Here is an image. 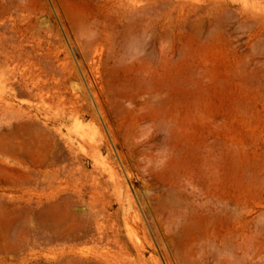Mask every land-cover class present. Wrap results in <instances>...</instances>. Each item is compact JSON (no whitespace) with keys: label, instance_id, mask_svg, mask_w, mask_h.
Listing matches in <instances>:
<instances>
[{"label":"rangeland","instance_id":"1","mask_svg":"<svg viewBox=\"0 0 264 264\" xmlns=\"http://www.w3.org/2000/svg\"><path fill=\"white\" fill-rule=\"evenodd\" d=\"M0 21L24 54L12 81L0 75V145L34 146L32 161L0 150L1 246L26 250L0 261L65 263L56 219L41 220L55 206L103 210L99 223L120 229L119 264H237L240 235L264 224V0H0ZM33 73L84 99L76 117H22L30 98L12 84ZM45 141L47 154L62 148L63 166H41Z\"/></svg>","mask_w":264,"mask_h":264},{"label":"bare ground","instance_id":"2","mask_svg":"<svg viewBox=\"0 0 264 264\" xmlns=\"http://www.w3.org/2000/svg\"><path fill=\"white\" fill-rule=\"evenodd\" d=\"M29 2V1H28ZM27 2V3H28ZM25 3V2H24ZM26 3V5H27ZM55 5V4H54ZM10 7V6H9ZM57 7V6H56ZM59 11V10H58ZM68 12V11H67ZM15 13V12H14ZM13 13V15H15ZM19 13V12H18ZM12 15V16H13ZM66 17H68L67 14H65ZM70 15V14H69ZM73 15V14H71ZM61 16V15H60ZM70 17V16H69ZM76 17V16H75ZM3 19V18H2ZM14 19V17H13ZM74 18L71 17V20L74 22V26L77 27L76 25V20H73ZM1 22V21H0ZM7 22V21H6ZM5 22V23H6ZM10 23V21H9ZM9 23L7 24V26H10ZM1 24V23H0ZM3 24V23H2ZM79 26V25H78ZM3 27V26H2ZM75 29L74 30H78V29ZM80 27V26H79ZM1 28V27H0ZM6 28V27H5ZM2 29V28H1ZM4 29V28H3ZM10 29V28H8ZM82 30V31H81ZM79 30V33L81 31L80 34H84V32L86 31L85 34H87L88 36L90 35H93V33H87L88 31L85 30L83 32V29ZM7 32V31H6ZM13 32V31H12ZM76 33V31H74ZM9 33V32H8ZM79 34V36H81ZM84 34V35H85ZM9 35V34H8ZM76 35L78 36V32L76 33ZM86 36V38H88V36ZM95 35V33H94ZM76 36V38H77ZM89 36V38H90ZM97 36V35H96ZM88 38V39H89ZM7 39V38H6ZM4 38V35L2 33H0V75L2 76L1 78H4L5 82L7 81H12V73L13 71H11L10 69V66L13 65H9L10 62L11 63H16V60L19 58H21L22 55H24L22 53L23 51V48L22 46L16 42L17 40L13 41L11 40H6ZM15 39H17V36H15ZM29 39V38H28ZM80 39V38H79ZM82 39V38H81ZM79 40L81 41V44H82V40H86L88 43L90 44H93L92 43V40H87V39H84V36H83V39L82 40ZM23 40V39H22ZM98 40V39H97ZM8 42L10 44V46L8 45ZM25 42V40H24ZM85 41H83L84 43ZM84 43V46H86V48L88 47L86 45V43ZM93 42H95L93 40ZM79 43V42H78ZM89 44V45H90ZM25 47V46H24ZM31 47V46H30ZM89 47H92V45H90ZM90 49V48H89ZM87 50V49H86ZM44 51L47 53V51L44 49L43 52H42V55L44 53ZM88 52L86 53V56L90 55L91 54V51L89 53V50H87ZM26 52V50H25ZM24 52V53H25ZM28 53V51L26 52ZM40 53V52H39ZM49 53V52H48ZM89 53V54H88ZM88 54V55H87ZM30 55V54H28ZM41 55V54H40ZM45 55V53H44ZM48 56V55H47ZM25 57V56H24ZM89 57V56H88ZM40 58V57H39ZM44 59V58H43ZM42 59V60H43ZM52 59V58H51ZM87 59V57L85 58ZM22 60V58H21ZM34 60V59H33ZM32 60V61H33ZM41 60V58L39 59ZM41 60V62H42ZM45 60V59H44ZM47 61H45V66L47 68H50L52 66L50 65H53V64H50L51 60L50 59H47ZM50 60V61H49ZM23 61V60H22ZM21 62V61H20ZM43 63V62H42ZM43 66V65H42ZM38 67V66H37ZM83 67V66H82ZM40 68H41V65H40ZM55 68V67H54ZM51 69V68H50ZM46 69L44 68V71ZM57 70V69H56ZM33 71V70H32ZM52 72V70H49V72ZM54 71V69H53ZM34 72V71H33ZM40 72V71H39ZM47 72V71H46ZM50 72V73H51ZM30 73V72H29ZM23 75V74H22ZM31 76L29 77V82H21L22 84H25V87L22 86V84L20 83V81H15L12 85H13V90L16 91V92H19L20 95H23V94H26L29 96L30 98V101L25 104L27 107V109H24L22 106H20V112H21V115L23 118L27 117V118H30L29 120H33L30 112L28 111V109H36L37 110V114H36V117H39L40 114H46L47 116H49V123L53 124L54 126H57V125H61L63 123H68L69 121H71L72 118L76 117L77 115V112H78V106H81V105H78L79 102L81 101H84V99H80L78 97H70V96H67L64 92H63V88H62V85H63V81L62 79H57V78H54L52 81L50 79L51 76H50V79H49V76L48 75H45V76H42L40 74H30ZM14 76V75H13ZM28 76V75H27ZM17 77V76H16ZM24 77V76H22ZM55 77V76H53ZM14 78V77H13ZM19 78V77H17ZM27 78V77H26ZM61 78H63V76H61ZM15 79V78H14ZM21 78H19L18 80H20ZM3 80V82H4ZM12 83V82H11ZM5 84V83H4ZM3 84V86H5ZM10 84V83H9ZM7 85V84H6ZM11 85V84H10ZM8 88V87H7ZM12 89V88H11ZM65 90V89H64ZM14 93V92H13ZM8 94V93H7ZM65 94L67 97H65ZM92 96L94 97V99L96 100V103L98 105V114L103 118L104 116V108L102 105H100V102H99V98L98 96L93 93ZM69 97V98H68ZM86 98V97H85ZM86 100V99H85ZM71 103L72 105H70L68 107V103ZM87 102H88V99H87ZM84 103V102H83ZM95 103V102H94ZM85 104V103H84ZM89 104V103H88ZM24 105V106H25ZM85 106V105H84ZM86 107H88L86 105ZM82 108V107H81ZM80 109V108H79ZM85 109V107H84ZM82 110V111H86V110ZM90 109H92L90 107ZM90 109H87V110H90ZM19 111V110H18ZM2 112V111H1ZM88 112V111H87ZM89 113V112H88ZM80 114V113H79ZM91 114V113H89ZM20 115V116H21ZM93 116V118H97V111L93 112L91 114ZM18 116V115H17ZM41 117V115H40ZM43 118V117H42ZM79 118V117H78ZM3 119V117L1 118ZM26 120V119H25ZM45 120V119H44ZM29 122V124L25 125V126H22L20 128V130H29L32 129V125L33 123ZM50 124V125H51ZM17 125V124H15ZM35 125V124H34ZM17 127V126H16ZM38 131H40L41 129L37 128ZM32 131V130H31ZM30 131V132H31ZM44 131V130H43ZM13 132V130L11 131ZM23 132V131H22ZM41 132V131H40ZM40 132H37V134L40 136ZM45 132V131H44ZM51 132V131H50ZM10 133V132H9ZM18 133V132H17ZM36 134V135H37ZM48 134V133H46ZM12 134H10V138L13 137V136H17L16 135H13L11 136ZM42 135V134H41ZM46 136V135H45ZM20 137V136H19ZM18 137V138H19ZM53 137V136H52ZM39 138V137H38ZM12 139V138H11ZM10 139V140H11ZM13 139H15L13 137ZM53 139V138H52ZM55 139V138H54ZM46 140V139H45ZM27 141V140H26ZM25 141V142H26ZM41 141H43L41 139ZM47 141V140H46ZM43 142V145L46 143ZM28 143H30L28 141ZM50 143V142H49ZM48 143V144H49ZM55 143H57L58 145V142L55 140ZM27 144V143H26ZM42 144V143H41ZM48 144L47 147H48ZM5 145V144H4ZM3 144L0 145V150H4L5 152H8L9 150H11V153H17L19 150H23V154L26 156H28L31 160L32 156H33V148L34 146L32 147H29V146H22L23 149L21 148H15V147H8L7 146H4ZM21 145H23L21 143ZM20 146V144H19ZM54 146V144H53ZM53 146H50V147H53ZM56 146V144H55ZM61 145H59L60 147ZM21 147V146H20ZM49 147V148H50ZM58 147V148H59ZM62 147V146H61ZM40 150L41 151H38L40 152V162L42 163L41 166H43V163H46L48 158H50V163L49 164H53L52 166H54L58 161L59 163L61 162L60 159H64V152L62 150V148L60 149H54V153L50 154L48 153L47 154V150H46V147L45 145L44 146H40ZM65 148V147H64ZM38 149V148H37ZM48 149V148H47ZM66 149V148H65ZM8 150V151H7ZM39 150V149H38ZM70 150V149H69ZM50 151V150H49ZM68 151V150H67ZM67 151H65V154L68 155V153H66ZM37 152V151H36ZM62 152V153H61ZM50 154V156H49ZM72 155V154H71ZM64 156V157H63ZM69 157V156H68ZM70 158V157H69ZM67 158L66 161L69 159ZM32 161V160H31ZM65 161V160H64ZM69 161V160H68ZM39 162V161H38ZM39 162V163H40ZM58 163V164H59ZM33 164V163H32ZM62 166H63V162H61ZM60 164V166H61ZM48 166V165H47ZM35 167V166H34ZM37 168V167H36ZM45 168H48V167H45ZM52 168V167H51ZM55 168V167H54ZM65 168V167H64ZM33 169V167H32ZM31 169V170H32ZM35 169V168H34ZM43 169V168H42ZM49 169V168H48ZM62 169V168H61ZM60 169V170H61ZM67 169V168H65ZM30 170V171H31ZM36 170V169H35ZM57 170V169H55ZM53 170V171H55ZM34 171V170H32ZM59 171V170H58ZM57 171V172H58ZM40 172V171H39ZM56 172V173H57ZM35 171L33 172V175H36L34 174ZM60 173V172H59ZM62 173V172H61ZM67 173V171L65 172ZM45 174L47 175H52L54 176V172H51L50 170L49 171H45ZM63 176H64V173H62ZM60 174V175H62ZM32 175V174H31ZM38 175V174H37ZM59 175V174H58ZM69 175V172L68 174ZM51 177V176H50ZM58 178V177H57ZM31 180V179H30ZM50 180V179H49ZM65 180V179H63ZM58 181V180H57ZM59 181H61L59 179ZM26 183V182H25ZM31 183V182H30ZM63 183V182H62ZM60 183V184H62ZM52 186V184L50 185ZM56 186V185H55ZM0 190H2L1 192H3L4 190V186L0 185ZM62 190V189H61ZM60 190V191H61ZM1 196V200H3L7 195L3 193L0 194ZM59 205V204H58ZM58 205H56L58 207ZM59 208V207H58ZM60 209V208H59ZM59 209H55V206L53 208H51V210H48V212H44V214H42V219L43 218H48V219H56L55 221V225L54 227L52 228L53 229V237L59 241V242H66L68 244V247H67V250H66V258L65 259V263H63V261L61 263L63 264H119V260H120V252L118 250V246L120 245L121 243V233H120V229H117L115 226L112 227V228H108L107 226H103L99 223V220H100V217H102L105 213L103 210H95L94 208H88L87 210H81L82 213L79 214V215H75L73 213H71L68 209V211H60ZM46 210V209H45ZM66 210V209H65ZM40 213V212H39ZM0 215H2L0 213ZM3 216V215H2ZM39 216V215H38ZM149 216L150 217H154L155 221L156 220V215H152V213L150 212L149 213ZM41 217V216H40ZM109 217V216H107ZM51 220V221H52ZM54 221V220H53ZM159 221V220H158ZM6 222V221H5ZM3 221V223H5ZM47 222V221H46ZM2 224V223H1ZM8 224V223H7ZM10 224V222H9ZM2 226V225H1ZM4 229L7 227H5V224H3V226L1 227L2 229ZM0 228V229H1ZM1 229V230H2ZM19 230V228H18ZM6 231V230H3V232ZM13 232V230H11ZM2 232V231H1ZM6 233V232H5ZM3 234V233H2ZM13 234V233H12ZM4 235V234H3ZM15 236V235H14ZM46 237V236H44ZM240 237L242 238L243 240V243L242 244H239V248L238 250L243 254L241 260H239L237 262V264H253V262L256 263L255 260L257 259H264L262 257V254L264 252V224H261L260 226L257 227V232H256V235L255 236H248L246 235L245 233L241 234ZM3 238V236H2ZM22 238V237H21ZM20 238V239H21ZM46 239V238H45ZM48 240V239H47ZM46 240V241H47ZM4 243V242H3ZM10 244V243H9ZM19 244V243H18ZM94 245L92 247H88V245ZM16 245V244H15ZM28 245H32V244H28ZM55 245V244H53ZM5 246V244H4ZM7 247V246H6ZM31 247V246H30ZM27 248V247H26ZM32 248V247H31ZM120 248V246H119ZM33 249V248H32ZM30 249H28L29 251ZM26 250L24 249V246L22 245H18L17 247H14L12 250H8L7 248H4L1 246V242H0V252H9L11 253L12 255L16 256L17 255H21V253L25 252ZM31 251V250H30ZM65 252V251H64ZM27 253V252H26ZM29 253V252H28ZM32 253V252H30ZM25 254V253H24ZM11 255V256H12ZM22 256V255H21ZM13 257V256H12ZM18 259V258H17ZM63 260V259H62ZM58 261V260H57ZM226 259V261H223V263L220 261H218V264H233L232 260L230 259ZM259 261V260H257ZM263 262V261H262ZM261 262V263H262ZM254 263V264H255ZM0 264H6L5 261H0Z\"/></svg>","mask_w":264,"mask_h":264}]
</instances>
